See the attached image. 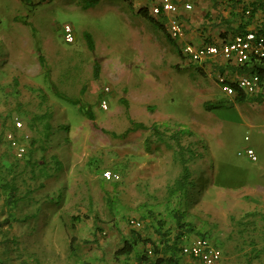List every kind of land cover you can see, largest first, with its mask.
Listing matches in <instances>:
<instances>
[{"label": "rangeland", "instance_id": "rangeland-1", "mask_svg": "<svg viewBox=\"0 0 264 264\" xmlns=\"http://www.w3.org/2000/svg\"><path fill=\"white\" fill-rule=\"evenodd\" d=\"M87 2L0 0V153L16 168L18 196H25L14 211L18 221L8 223L0 190V264H63L74 218L105 228L118 214L171 238L180 233V215L184 232L206 235L222 250L221 264H264V220L245 214L253 201L238 194L264 198V95L235 103L217 78L204 80L191 74L192 64H176L180 49L122 0L92 8ZM67 23L73 44L63 39ZM107 87L110 109L103 111ZM54 88L81 100L95 121L58 99ZM222 100L235 105L205 110V103ZM162 117L168 119L158 124ZM139 124L157 125L159 135ZM7 132L28 140V167L10 153ZM249 147L257 162L238 156ZM105 171L120 179L105 181ZM187 173L185 192L171 197L168 189Z\"/></svg>", "mask_w": 264, "mask_h": 264}, {"label": "crops", "instance_id": "crops-1", "mask_svg": "<svg viewBox=\"0 0 264 264\" xmlns=\"http://www.w3.org/2000/svg\"><path fill=\"white\" fill-rule=\"evenodd\" d=\"M173 1L181 5L180 18L186 30V41L196 46H221L231 41L240 33L259 30L264 31V0ZM122 2L131 15L135 13L137 16L136 19L140 18L141 20L147 21L140 16L138 12L144 8L149 12L151 5L156 3L157 0H122ZM185 4L192 5V10H185ZM154 19L164 21L165 27L167 26L168 17L166 15L155 17ZM164 35L169 43L173 45L167 35ZM179 56L176 55L175 59L177 60L174 61L177 62L176 64L184 63V68L187 67V65L191 68L190 64H192L196 72L192 69L190 70L191 74H201L204 80L211 81L214 80L213 78H215V80L217 78L218 82V77L220 75L229 78H235L241 75L237 66L228 64L219 56L209 58L199 63H192L182 53ZM140 64H142V62H140ZM142 80V84L149 85L147 83L150 80L148 77H144ZM260 95H264V92ZM167 119L168 118L164 117L158 118L156 122L161 124ZM238 194H240L242 198L250 196L253 201L252 207L247 204L248 207L246 208L248 209H246L244 213H252L255 217L258 216L260 220H264V198L260 196L257 197L256 192H252L251 190H244L238 192ZM242 200L244 199L240 198L241 202H243ZM135 221L140 220L136 219ZM129 222L124 215L118 214L113 217L108 226L99 228L97 227L96 221L92 218L77 219L72 226L74 235L69 243L68 260L63 264H149V260L155 258L153 253L154 247L158 246L160 249L163 248L162 242L164 238L162 235L167 232L163 233L159 231L158 228H156L157 230H143L144 222L142 221H140L142 222V227L136 229L132 227ZM168 239H170V244L176 240L175 237L171 238L170 235ZM126 245L127 251H130V253L120 254L119 251L126 247ZM181 246L182 241L178 246L180 250ZM150 250L152 251L151 255H149ZM180 255L184 258H188L181 253ZM194 262L197 263L196 261Z\"/></svg>", "mask_w": 264, "mask_h": 264}, {"label": "built area", "instance_id": "built-area-1", "mask_svg": "<svg viewBox=\"0 0 264 264\" xmlns=\"http://www.w3.org/2000/svg\"><path fill=\"white\" fill-rule=\"evenodd\" d=\"M185 10H192V5L185 4ZM149 14L152 17L167 16V33L169 37L176 41L180 46L182 54L192 63H199L209 58L222 57L228 64L242 67L254 60L264 63V33L255 31L236 35L231 41L221 46L203 45L196 46L186 41V30L184 23L180 19L181 5L173 0H157L151 5ZM63 39L67 44H73L76 41V34L72 24L63 25ZM218 84L221 90L228 97H234L238 90L253 97L264 92V81L257 74H241L235 78H229L224 75L218 77ZM105 95L100 100V108L103 111L110 109V102L107 95L110 89H104ZM18 129L23 128L20 121H16ZM6 136L15 148L17 157L23 158L26 153V146L16 139L12 132H7ZM248 140V138H247ZM238 156H246L251 162L258 161V155L253 148H246L238 152ZM102 178L107 182H115L120 179L119 174L112 171L102 173ZM130 225L136 229L142 227L140 221L131 220ZM181 254L193 259L197 264H221L223 260L222 250L215 246L207 237L201 235H184L181 239ZM152 251H149V255Z\"/></svg>", "mask_w": 264, "mask_h": 264}, {"label": "trees", "instance_id": "trees-1", "mask_svg": "<svg viewBox=\"0 0 264 264\" xmlns=\"http://www.w3.org/2000/svg\"><path fill=\"white\" fill-rule=\"evenodd\" d=\"M99 2V0H88L87 2V7L88 8H92L94 7L97 3ZM138 14L140 16H142L143 18H145L147 21H149L157 30L163 32L164 34L167 35V37L169 38L170 42L177 48L178 44L176 41H173L167 34V28L164 25V21L158 20V19H154L153 17L150 16L149 12L147 9H141ZM250 14V13H249ZM181 19V18H180ZM258 33H264L263 30H259V31H255ZM242 34V33H240ZM87 41L89 43V48L93 49L94 44H93V39L92 36L90 34H85ZM181 52V50H180ZM182 53V52H181ZM39 61L41 66H43V68L45 70H47V68L45 67V58L40 55L39 56ZM101 68L99 65H96L95 67V78L99 79V74H100ZM238 71L240 74H247V75H252V74H257L261 77V79L264 81V63L259 62L254 60L253 62H250L249 64L242 66V67H238ZM55 96L60 99L63 102H67L69 104H72L73 106L79 107L81 112L83 113V115L88 118L91 121H95V115L94 113H92L89 109H87L85 107V105H83L81 103V100L79 99H72L70 97H68L67 95L63 94L62 92L58 91L56 88L53 89ZM81 94L84 95L85 94V90L81 91ZM251 96L245 94L244 92L238 90L236 92V95L234 96L235 98V103H244L246 100H249ZM260 100V98L258 99ZM235 103H231L228 104L227 101H218L216 103H205V110L208 112H212L215 110H221V109H230L233 108ZM138 129H144V130H151L154 132V135H159L157 132L158 130V126L157 125H152L150 128H148L145 125H137ZM5 142L7 143L9 149H10V153L13 155V157L17 160V161H26V166L28 167V165L31 164L32 162V158H33V151H30V145L29 143H22L20 140H18V142L24 144L26 146V153L24 155L23 158L19 159L17 157V153L15 148L12 146L11 142L8 140L6 133H5ZM12 162H10V160L8 159L7 155H3L0 153V190L2 191L3 195L5 196V209H6V215L9 217V219L7 220L8 223H10L12 220L14 222H17L18 219L14 213V211H16L18 204L20 202V197L24 198L25 196H18L19 195V191L20 189L18 188L17 184H16V168L11 164ZM185 164V163H184ZM185 170V169H184ZM189 174L187 173L186 175H182L180 178H178L175 183L173 184V186H170V188L168 189V192L170 194L171 197L181 193V192H185L187 185L189 183ZM41 186V185H40ZM29 194V192H28ZM106 202L108 203V205L112 204V201L110 198L106 197ZM178 215V214H177ZM33 216V215H32ZM31 218V216L23 219V221H28ZM75 220H77V217L74 218ZM183 219L182 216L178 215L177 217V224H178V229H180V233L176 235V240L170 244V239L169 238V234L165 233L162 235V237L164 238V241L162 242L163 248L160 249L158 246L154 247L153 253L155 255L154 259H150L149 260V264H181L180 258H179V254L181 253V250L179 249V244L181 242V239L184 235H188V232H184V228L185 225L181 223V220ZM190 231H193L192 229H189ZM201 236H205L206 235H201ZM120 254H129L130 251H127V245L126 247H124L122 250L119 251ZM162 255V257H161Z\"/></svg>", "mask_w": 264, "mask_h": 264}]
</instances>
